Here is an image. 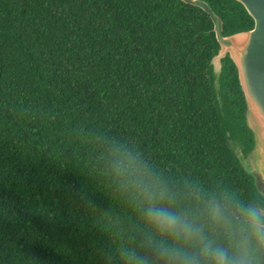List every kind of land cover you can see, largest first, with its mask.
Masks as SVG:
<instances>
[{"label": "trees", "instance_id": "16d2710c", "mask_svg": "<svg viewBox=\"0 0 264 264\" xmlns=\"http://www.w3.org/2000/svg\"><path fill=\"white\" fill-rule=\"evenodd\" d=\"M228 35L236 0H204ZM205 11L181 0H0V264H125L147 225L111 178L113 144L170 184L226 183L264 199L226 138L247 148L245 99Z\"/></svg>", "mask_w": 264, "mask_h": 264}, {"label": "clouds", "instance_id": "9594fccd", "mask_svg": "<svg viewBox=\"0 0 264 264\" xmlns=\"http://www.w3.org/2000/svg\"><path fill=\"white\" fill-rule=\"evenodd\" d=\"M105 162L147 225L150 254L122 250L125 264H264V199L226 183L170 184L123 145H111ZM250 174L264 190V160L257 158Z\"/></svg>", "mask_w": 264, "mask_h": 264}, {"label": "water", "instance_id": "95a60500", "mask_svg": "<svg viewBox=\"0 0 264 264\" xmlns=\"http://www.w3.org/2000/svg\"><path fill=\"white\" fill-rule=\"evenodd\" d=\"M201 8L213 22V31L218 42L216 53L211 57L212 82L215 95L222 108L221 73L222 60H231L237 71L246 109L244 120L252 132L253 143L247 148L241 136L226 131V138L234 156L248 175L257 158L264 160V0H236L241 3L253 19L247 30L223 34V21L204 0H181ZM256 190L264 198V190Z\"/></svg>", "mask_w": 264, "mask_h": 264}, {"label": "flooded vegetation", "instance_id": "af4514ba", "mask_svg": "<svg viewBox=\"0 0 264 264\" xmlns=\"http://www.w3.org/2000/svg\"><path fill=\"white\" fill-rule=\"evenodd\" d=\"M233 63V62H232ZM234 64V63H233ZM235 66V65H234ZM236 68V67H235ZM236 75H237V71H236ZM237 79H238V75H237ZM239 81V80H238Z\"/></svg>", "mask_w": 264, "mask_h": 264}]
</instances>
